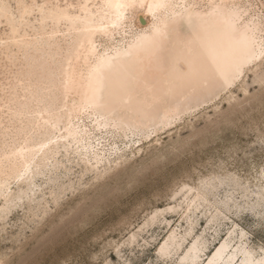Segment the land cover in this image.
I'll return each mask as SVG.
<instances>
[{"label":"rangeland","instance_id":"1","mask_svg":"<svg viewBox=\"0 0 264 264\" xmlns=\"http://www.w3.org/2000/svg\"><path fill=\"white\" fill-rule=\"evenodd\" d=\"M154 2L0 0V264H264V0ZM216 9L230 76L106 102L109 63Z\"/></svg>","mask_w":264,"mask_h":264},{"label":"bare ground","instance_id":"2","mask_svg":"<svg viewBox=\"0 0 264 264\" xmlns=\"http://www.w3.org/2000/svg\"><path fill=\"white\" fill-rule=\"evenodd\" d=\"M153 4L157 6L159 0ZM140 22L144 23L142 17ZM186 23L191 35H181L180 23L176 22L153 31L140 47L109 63L107 80L99 81L100 94L108 104L148 113L162 96L206 88L226 79L248 58L249 42L235 37L229 20L219 9L212 10L208 16L193 15ZM140 57L149 68L144 81L135 69ZM221 250L222 246L214 257Z\"/></svg>","mask_w":264,"mask_h":264}]
</instances>
